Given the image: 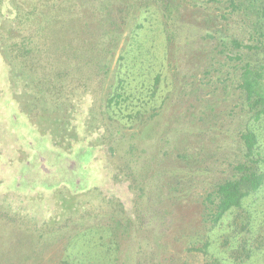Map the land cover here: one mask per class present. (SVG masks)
Returning <instances> with one entry per match:
<instances>
[{
    "label": "rangeland",
    "instance_id": "374dc122",
    "mask_svg": "<svg viewBox=\"0 0 264 264\" xmlns=\"http://www.w3.org/2000/svg\"><path fill=\"white\" fill-rule=\"evenodd\" d=\"M244 6L0 0V264H241L204 198L241 153L242 63L213 36Z\"/></svg>",
    "mask_w": 264,
    "mask_h": 264
},
{
    "label": "trees",
    "instance_id": "16d2710c",
    "mask_svg": "<svg viewBox=\"0 0 264 264\" xmlns=\"http://www.w3.org/2000/svg\"><path fill=\"white\" fill-rule=\"evenodd\" d=\"M245 2L246 6L241 9L243 22L238 24L242 31L227 34L228 28L224 27L218 30L217 36H213L225 49L234 53L233 59L242 63L238 70V86L244 95V116L239 126L241 153L233 157V173L215 183L204 198L208 222L218 224L227 216L232 218L229 232L233 247H236V258L241 259V264L254 262L261 252L264 253V0ZM154 13L158 15L156 19L160 22L163 38L168 43L172 42L177 35L174 13L165 9ZM246 29L248 41L242 36ZM206 31H203L204 40L213 35ZM134 32L138 33L137 30ZM248 56H254L259 62L246 61ZM166 81L169 78L163 72L153 77L150 88L153 100L158 97L164 103L168 99L166 90L160 89ZM31 109L36 108L31 106ZM191 157L186 155L187 159Z\"/></svg>",
    "mask_w": 264,
    "mask_h": 264
}]
</instances>
